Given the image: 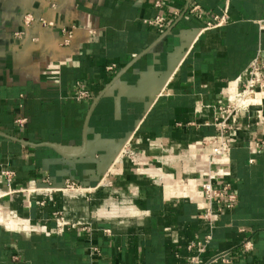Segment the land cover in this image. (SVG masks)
I'll use <instances>...</instances> for the list:
<instances>
[{"label":"crops","instance_id":"crops-1","mask_svg":"<svg viewBox=\"0 0 264 264\" xmlns=\"http://www.w3.org/2000/svg\"><path fill=\"white\" fill-rule=\"evenodd\" d=\"M192 2L201 16L187 0H0V170L14 172L0 198V264H264L254 108L237 114L215 170L234 205L212 229L200 216L214 104L264 55V0ZM224 6L228 20L204 28ZM155 15L168 30L146 23ZM130 137L140 161L114 159ZM45 178L83 190L27 193ZM210 230L191 263L187 244Z\"/></svg>","mask_w":264,"mask_h":264},{"label":"built area","instance_id":"built-area-1","mask_svg":"<svg viewBox=\"0 0 264 264\" xmlns=\"http://www.w3.org/2000/svg\"><path fill=\"white\" fill-rule=\"evenodd\" d=\"M190 3L188 7V14L202 15V11L199 5L187 0ZM159 5V1L155 3ZM228 8L224 6L221 9L220 14H216L212 17L211 21H207L204 28H213L222 25L228 20ZM164 17L161 15H155L151 19L145 20L146 23L163 28L169 29V25L166 26ZM68 35H71V31H68ZM112 66H109L110 68ZM247 78L243 82L240 89H224L221 92L220 101L214 104L213 125L215 127V133L212 135L211 142L214 143L213 150L208 154L206 163L201 168V171L205 173L206 179L202 183L201 189L204 199L207 202V206L200 216L206 219L209 223L210 229L213 227V216L223 210L224 207H232L236 200L235 194L227 193L228 185L215 186V170L220 165L228 163V150L230 148L229 136L234 133L240 125H237V114L239 112H249L251 108H254L255 119L252 121L254 124H259L264 118V55L259 54L254 61L250 64L247 70ZM86 96L85 90H78L74 95V98L80 99ZM25 119H19L18 122L22 123ZM131 137L127 138L124 143L121 144L118 151L114 155V159H120L124 156H128L133 161L140 160V156L131 148H124L127 144L130 145ZM251 151L259 152L264 150V138L253 141L249 144ZM0 175L7 180V188L0 187V198L12 191L9 186V181L14 175V172L9 169L0 170ZM64 190H71L75 192L82 191L83 189L73 181H66L63 186H57L53 181L49 179H41L40 183H30L27 187V193L47 194L49 192H59ZM223 197H227L224 202ZM59 214V213H58ZM57 220V229L61 230L64 224L62 216L59 215ZM105 233H109V229H104ZM211 230L199 240L191 241L187 244L189 251H194L195 255L191 257V263H200L201 259L199 255L204 252L211 240ZM244 246L249 247V243L245 242ZM92 253H98V248L95 246L90 247ZM226 259V253L220 252L211 257L212 261Z\"/></svg>","mask_w":264,"mask_h":264},{"label":"rangeland","instance_id":"rangeland-1","mask_svg":"<svg viewBox=\"0 0 264 264\" xmlns=\"http://www.w3.org/2000/svg\"><path fill=\"white\" fill-rule=\"evenodd\" d=\"M124 142H125V141H124ZM124 142H123V143H124ZM130 142H131V141H130ZM124 148L126 149V148H131V147H130L129 144H127ZM136 161H140V160L138 159V160H136Z\"/></svg>","mask_w":264,"mask_h":264}]
</instances>
